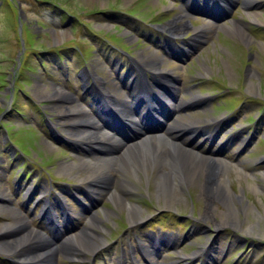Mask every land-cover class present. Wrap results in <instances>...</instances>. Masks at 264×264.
<instances>
[{
	"label": "rangeland",
	"instance_id": "obj_1",
	"mask_svg": "<svg viewBox=\"0 0 264 264\" xmlns=\"http://www.w3.org/2000/svg\"><path fill=\"white\" fill-rule=\"evenodd\" d=\"M239 25L245 30H236ZM149 55L175 84L168 88L155 79L149 86L170 99L161 111L166 118L154 129L163 135L168 124L178 122L190 128L180 137L193 145L186 147L191 153L222 151L228 198L240 211L236 225L217 228L228 204L204 196L200 185L205 178L193 177L189 168L181 177L169 176L178 201L160 192L158 178L172 162L170 145L162 138L159 145L169 156L146 170L133 167L136 177H125L118 171L125 164L122 157L129 155L125 144L137 138L128 133L122 147L110 149L117 157L105 162L108 174L89 191L82 179L88 168L79 161L84 151L68 139L67 121L57 122L53 107L58 102L36 92L61 85L76 101L90 104L93 99L83 91L89 80L116 96L123 88L122 74L110 68L141 63ZM85 68L91 73L81 83ZM31 102L34 108H28ZM1 108L0 195L5 199L0 200V225L17 215L26 218V229L41 230L56 242L78 236L72 227H92L100 240L98 248L77 245L73 256L61 245L40 262L20 257L37 248L27 244L20 251H0V264H264V0H0ZM19 109L29 112L21 116ZM47 122L67 137L54 139ZM141 146L137 155H148L149 145ZM130 157V164L137 159L134 153ZM66 164H71L69 171ZM113 192L120 195V205ZM56 198L67 211L63 220ZM47 202L48 213L60 222L50 230L43 217ZM129 204L141 208L137 221ZM209 205L213 218L206 215ZM11 207L18 211H4ZM96 218L99 224L90 226ZM8 232L1 238L12 236Z\"/></svg>",
	"mask_w": 264,
	"mask_h": 264
},
{
	"label": "bare ground",
	"instance_id": "obj_2",
	"mask_svg": "<svg viewBox=\"0 0 264 264\" xmlns=\"http://www.w3.org/2000/svg\"><path fill=\"white\" fill-rule=\"evenodd\" d=\"M254 18H256V17H254ZM255 21H256V19H255ZM234 24H235V22H234ZM182 26L184 27L186 25L183 24L177 28L181 29ZM239 28L235 26L236 30H242V31L245 30L241 25H239ZM196 34H197V32H196ZM244 34H246V33H244ZM150 56L151 55L147 56L146 58L143 57L144 60L148 63V64H146V66L149 68L143 69V68L138 67V68H135L133 71L131 69H128L126 74L127 75H135L136 77L141 76V75L146 76L147 74H150L152 76H158V77H160V78H158V79H160V82L162 80L163 85L168 86L170 88H173L175 84H174V81L171 80V77L167 73V70L158 66V64L156 62H154L153 60L150 59L151 58ZM154 58H156V57H154ZM147 72H149V73H147ZM132 85L133 86L136 85V82H134ZM97 89H99V88H97V87H95L94 89L90 88V90H92L93 93H95V94H96L95 91H97ZM107 89H110V88H107ZM107 89L105 87H100V92H101L104 100L108 101V102L116 101V99H115L116 96L123 90V89L122 90L119 89L120 91L118 90L119 92L117 93L116 96H114ZM36 92L40 96H42L43 98L44 97H50V98L54 99L55 103H57V102L59 103L58 105L56 104L57 106L55 108L53 107V109H54L55 113H57V115L62 116L61 118L58 119V121L67 120L69 122L68 127L70 129L66 130V132L70 138H75V141H77V142H81L84 144H91V145L96 146L97 150L94 153H91L89 155H85V154H83L82 156L80 155L79 161H82V163L85 164L86 167L88 168V173H85L84 178H82L85 182H87L88 186L89 187L94 186L93 185L94 182L99 183L98 182L99 179L101 177L105 176L106 174H108V167L106 166L105 162L106 161L114 162L113 159L117 157V155H113L112 153H110V151H109L110 148H112L113 146L120 148L121 145H123L120 138H118L114 134L104 133L103 130L97 124V121H96L97 114H94V112H92V114L87 112L88 111L87 106L85 104H83L81 101L74 102V100L71 99L70 96H68L66 91L62 89V87H60V86L58 88L54 87V88H52V91L50 92L49 90L44 88V86H41V87L36 88ZM147 93H149V92L143 91L138 95V92H136L135 87L130 88L129 90H127L125 92L126 96L128 98H131L134 101H137L139 98L146 95ZM98 95H100V94L98 93ZM137 96H139V97H137ZM161 97H162L161 99H159L157 96L152 97L151 94L149 93L148 98L151 100V104H149V106L145 110V112L151 113L154 106L159 105L160 102H162V101H166L167 103L169 102L167 96L161 95ZM120 101L117 100V102L120 105L125 106V109L126 108L129 109V108L133 107V106L130 107V105L128 103H126V104L122 103L123 100H120ZM143 114H145V113H143ZM140 117H143L142 113H141ZM74 126H78V127L80 126L81 128L74 130L72 128ZM136 127H137L136 132L138 134H140V137L137 140H135L134 142H132L133 143L132 145H128V144L125 145V148H126L127 152H129V155L125 154L122 157L121 160H123L125 162V164H123L121 166V168L118 170L119 173L121 171L124 174V175L122 174L123 176H125V177L126 176H130V177L132 176L133 178H135L137 170L136 169L132 170L133 167H136L137 169L141 168L142 170L143 169L146 170V169H148V165L154 161H157V159L162 158V157H168L169 155L166 156V153H165L166 150H164L159 145V139L162 138L164 140L165 145H170L169 153H170V157L172 159V162L167 165L169 168V172L168 171H167L168 173L166 171L163 172L158 178V179H161V183L158 184L160 192L165 197H168L169 199H171L172 202L178 201V200L174 199V197H172V194L174 193L173 190L175 188L173 187V184L171 183L169 178L173 174L181 177L182 172L186 168H189L190 174L193 177H195V178L199 177V179L205 178L204 182H203V180H201V185H200L201 192L204 196L208 197L210 201H214L215 199H222L224 203L228 204L229 211L227 213H223L220 215L221 221L216 223L217 228L224 227L222 224L236 225L239 222L240 211L237 208H235V206L233 204V200L228 198V194H227L228 189L225 188V181L226 180L224 177V175H225L224 169L221 168V166L219 164H217L216 161H213L214 156H211V154L196 155L194 153H191L192 151L190 149L186 148L187 142L184 140H181L179 135H177L178 131H182V130L186 129L185 128L186 125H184V127H180L178 122L175 123L174 125H170V127H168L165 131V133H166L165 138L163 137V135H160V134L148 135V134L144 133V127L141 125V123H136ZM103 140H108V142H110L111 145L105 147L106 144ZM139 145L140 146L142 145L141 147L149 145V146H147L149 154L146 155V154H144V152H142L140 155H137L136 147H140ZM134 147H135V149H133ZM209 151L212 153V155H214L213 153H218V154H215V156L220 155V153H221V151L218 149H209ZM131 153L136 154L137 159L134 162L131 161V164H130V162L127 163L128 162L127 160H128V158L131 159V157H130ZM192 154H194L195 156ZM218 160H220V159H218ZM213 164H214V166H213ZM131 165H132V167H131ZM64 167H65V169H68V171H69V169L71 168V164H66ZM173 177H175V176H173ZM137 179H139V178H137ZM182 179H185V178H182ZM127 180H129V179H127ZM206 180L208 181V184L204 185V183H206ZM226 183H228V182L226 181ZM129 190H130V188H129ZM126 191H128V190H126ZM110 196L111 197L115 196L116 200L118 201V203H116V204L120 205V203H122V200H121L119 194H115V192H113V193H111ZM168 198H167V200H169ZM210 205L208 206V209L206 211V215L208 218H213L215 213L210 211V208H209ZM121 206L123 207L124 205H121ZM127 206H129L128 210H130L129 212H130V216H131L132 220L137 221L138 219H140L141 216L140 215L138 216V214L142 213V212L139 213L141 208L139 209V206L131 205V204H129ZM48 209H49V206L46 205L45 210H44L45 211V218H47L46 216L48 215V217H50L51 219L54 220L53 216L48 213ZM4 211H6L7 213L8 212L14 213L18 210L15 207H11V208H5ZM2 214H3V212H2ZM12 219H13L12 222H9L4 226L0 225V251H3L4 253L6 252L7 254L9 252L20 251V249L23 248L27 244H31V245H34L33 247H37L34 251L32 250L31 253H30V251L29 252L28 251H22L20 253V257L24 260L40 262L43 258V255L48 254V252H52L53 254H55L59 250V248L61 249L63 246H64V248H67L68 254H69V252L70 253L77 252V245L81 246V247H86V246L91 247V245H96L95 248L97 246H99V245H97V242H98V240H100V236L96 232H93L92 227H84L81 229L80 234L78 236L67 237L64 240L60 241V244H58L57 242L53 241V239H51L50 236L44 234V232H42V231L39 232V231H37L31 227H29V229H26V225L28 224V222H27L25 217L12 215ZM92 222H93V225H92ZM96 223H98V218L94 219L93 221L91 220L90 226H96ZM28 226H29V224H28ZM50 227H51V224H50ZM48 228H49V224H48ZM252 229H253V226H250L249 228H247V230H252ZM3 231H7V232L10 231L12 236L7 237V239H2L1 233L3 234ZM61 245H63V246L60 247ZM30 248H32V247H30ZM86 251H87V249H86ZM86 251H84V252H86ZM91 252H92V250H91ZM20 262H22V261H20ZM23 262H25V261H23Z\"/></svg>",
	"mask_w": 264,
	"mask_h": 264
}]
</instances>
